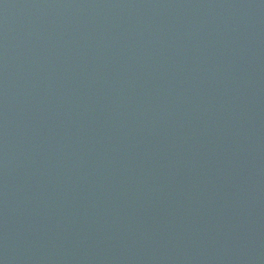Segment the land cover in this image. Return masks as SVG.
Here are the masks:
<instances>
[{
    "label": "water",
    "instance_id": "water-1",
    "mask_svg": "<svg viewBox=\"0 0 264 264\" xmlns=\"http://www.w3.org/2000/svg\"><path fill=\"white\" fill-rule=\"evenodd\" d=\"M0 264H264V0H0Z\"/></svg>",
    "mask_w": 264,
    "mask_h": 264
}]
</instances>
